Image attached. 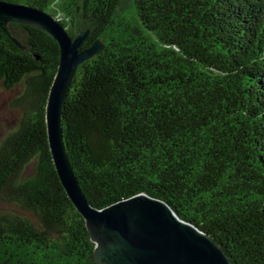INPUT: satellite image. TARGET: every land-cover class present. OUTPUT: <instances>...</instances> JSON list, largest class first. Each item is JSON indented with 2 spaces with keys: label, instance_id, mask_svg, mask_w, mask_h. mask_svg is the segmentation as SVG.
I'll return each instance as SVG.
<instances>
[{
  "label": "trees",
  "instance_id": "obj_1",
  "mask_svg": "<svg viewBox=\"0 0 264 264\" xmlns=\"http://www.w3.org/2000/svg\"><path fill=\"white\" fill-rule=\"evenodd\" d=\"M44 10L82 49L63 111L68 159L102 209L167 202L231 264H264V0H2ZM0 29V264H97L54 165L46 106L60 63L45 32ZM17 42L23 48L18 46Z\"/></svg>",
  "mask_w": 264,
  "mask_h": 264
},
{
  "label": "water",
  "instance_id": "obj_2",
  "mask_svg": "<svg viewBox=\"0 0 264 264\" xmlns=\"http://www.w3.org/2000/svg\"><path fill=\"white\" fill-rule=\"evenodd\" d=\"M10 23L37 28L59 45V68L46 106L48 141L62 185L84 218L95 244L96 263L231 264L229 255L213 237L182 220L172 206L161 199L142 193L102 209L89 203L68 159L63 138V111L77 70L99 55L105 45L96 40L82 49L89 30L72 38L48 12L0 0V29L9 36Z\"/></svg>",
  "mask_w": 264,
  "mask_h": 264
},
{
  "label": "rangeland",
  "instance_id": "obj_3",
  "mask_svg": "<svg viewBox=\"0 0 264 264\" xmlns=\"http://www.w3.org/2000/svg\"><path fill=\"white\" fill-rule=\"evenodd\" d=\"M13 92H8L0 88V142L12 129L17 121V113L8 107Z\"/></svg>",
  "mask_w": 264,
  "mask_h": 264
}]
</instances>
